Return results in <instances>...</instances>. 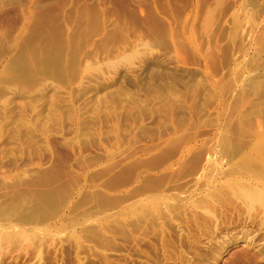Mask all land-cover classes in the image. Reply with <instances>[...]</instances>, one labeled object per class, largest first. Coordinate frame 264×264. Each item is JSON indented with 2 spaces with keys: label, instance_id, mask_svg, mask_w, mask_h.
Segmentation results:
<instances>
[{
  "label": "rangeland",
  "instance_id": "obj_1",
  "mask_svg": "<svg viewBox=\"0 0 264 264\" xmlns=\"http://www.w3.org/2000/svg\"><path fill=\"white\" fill-rule=\"evenodd\" d=\"M263 159L264 0H0V264H264Z\"/></svg>",
  "mask_w": 264,
  "mask_h": 264
},
{
  "label": "bare ground",
  "instance_id": "obj_2",
  "mask_svg": "<svg viewBox=\"0 0 264 264\" xmlns=\"http://www.w3.org/2000/svg\"><path fill=\"white\" fill-rule=\"evenodd\" d=\"M263 161H264V159H263ZM257 189H255V188L253 189V187H252V189H243L242 188V190H241V188H239V189H237L238 193L235 195L241 196L240 199L243 198V200L245 199V200L251 201V202L252 201L253 202L254 201L255 202L260 201L261 202L264 196H262L263 194H261L260 191H257ZM235 192H233V193H235ZM46 198H48V197H46ZM243 200H242V202H243ZM56 202L52 199H46V200H42V199L39 200L38 199L36 201H30V202L19 201V199H18V201L16 200L13 202L0 201V242H2V241L4 242V240L7 241L8 239L11 240V238H14V239L21 238V240H22V238L25 237L24 229H23V231H22V229L20 230V228L17 227L18 224H16L14 221L27 222L28 220H30L32 218H34L36 220V217H38V216H42L43 217L42 219L47 218V217L53 215V212L56 210L57 205H58V203H56ZM245 203H247V202H245ZM247 205H248V203H247ZM253 205H254V203H253ZM14 223L17 226L14 225ZM25 226L22 228H25ZM16 227L19 229H16Z\"/></svg>",
  "mask_w": 264,
  "mask_h": 264
}]
</instances>
